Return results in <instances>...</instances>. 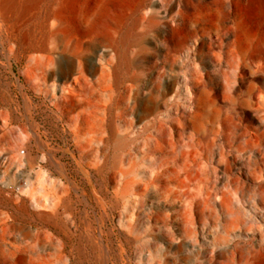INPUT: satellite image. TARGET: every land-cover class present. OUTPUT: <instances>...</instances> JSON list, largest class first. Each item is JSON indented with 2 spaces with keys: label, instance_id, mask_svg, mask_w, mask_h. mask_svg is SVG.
<instances>
[{
  "label": "rangeland",
  "instance_id": "1",
  "mask_svg": "<svg viewBox=\"0 0 264 264\" xmlns=\"http://www.w3.org/2000/svg\"><path fill=\"white\" fill-rule=\"evenodd\" d=\"M20 151L41 168L0 181V264H264V0L0 6L11 185Z\"/></svg>",
  "mask_w": 264,
  "mask_h": 264
},
{
  "label": "built area",
  "instance_id": "2",
  "mask_svg": "<svg viewBox=\"0 0 264 264\" xmlns=\"http://www.w3.org/2000/svg\"><path fill=\"white\" fill-rule=\"evenodd\" d=\"M23 151L19 152L18 160L16 162L17 182L15 184H9L7 176L4 174V167L6 162L9 160L8 156H0V181L5 190L13 195H23L24 193L30 192L37 179L38 170L41 168L40 164L32 165L28 159L23 156Z\"/></svg>",
  "mask_w": 264,
  "mask_h": 264
},
{
  "label": "bare ground",
  "instance_id": "3",
  "mask_svg": "<svg viewBox=\"0 0 264 264\" xmlns=\"http://www.w3.org/2000/svg\"><path fill=\"white\" fill-rule=\"evenodd\" d=\"M15 1L16 0H1L0 6L6 8V9H7V7L11 8V6L15 3ZM31 1H34V0H25V2H31ZM76 16H77V18L75 19V21H77L75 24V26H77L76 28L84 29L85 28L84 24L88 23L89 12L84 7H80V8H78V10L76 12ZM250 91L251 90L248 89L247 95H249ZM209 97H210V92L208 90H206V89L201 90L197 95L196 104L202 105L205 108V110H207V109L209 110V107H210ZM242 106L247 108V109L252 108V104L250 101L243 102ZM207 114L210 116L209 121H213L216 117L213 112L211 113V112L207 111ZM195 124H198V122L195 121ZM198 127H199V130H201V126H198ZM37 177H38V174H37ZM36 182H37V179H36Z\"/></svg>",
  "mask_w": 264,
  "mask_h": 264
},
{
  "label": "crops",
  "instance_id": "4",
  "mask_svg": "<svg viewBox=\"0 0 264 264\" xmlns=\"http://www.w3.org/2000/svg\"><path fill=\"white\" fill-rule=\"evenodd\" d=\"M78 217V223H79V227H80V232H82V229L86 228V227H96V224L94 221H91V217L93 219H95V217L93 215H89V216H81V214Z\"/></svg>",
  "mask_w": 264,
  "mask_h": 264
},
{
  "label": "water",
  "instance_id": "5",
  "mask_svg": "<svg viewBox=\"0 0 264 264\" xmlns=\"http://www.w3.org/2000/svg\"><path fill=\"white\" fill-rule=\"evenodd\" d=\"M201 89H202V88H201ZM201 89H200V90H201ZM198 91H199V90H198ZM198 91H197V92H198ZM197 92H196V93H197ZM189 117H190V116H189ZM203 133H204V132H203Z\"/></svg>",
  "mask_w": 264,
  "mask_h": 264
}]
</instances>
